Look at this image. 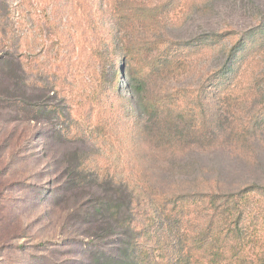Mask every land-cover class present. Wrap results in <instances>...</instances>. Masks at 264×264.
<instances>
[{
	"label": "rangeland",
	"instance_id": "rangeland-1",
	"mask_svg": "<svg viewBox=\"0 0 264 264\" xmlns=\"http://www.w3.org/2000/svg\"><path fill=\"white\" fill-rule=\"evenodd\" d=\"M228 263L264 264V0H0V264Z\"/></svg>",
	"mask_w": 264,
	"mask_h": 264
},
{
	"label": "trees",
	"instance_id": "trees-1",
	"mask_svg": "<svg viewBox=\"0 0 264 264\" xmlns=\"http://www.w3.org/2000/svg\"><path fill=\"white\" fill-rule=\"evenodd\" d=\"M225 73L226 72H224V70L223 69H219L218 70V73H217V75H216V73L214 74V78H213V80H209L210 81V83H209V85H207L206 87H205V92L208 90V88H209V86L211 85V83H213V84H215L216 85V89L218 88V85L220 86V83H219V81H220V78L222 79L223 77H224V75H225ZM222 81V80H221ZM190 108H188V110H189ZM192 115V114H191ZM190 122H189V124H188V126H189V128L193 125L192 124V119H190L189 120ZM194 126V125H193ZM194 133V130H189V134H193ZM201 138H202V136H201ZM201 138H194V140H193V143H196V144H198V145H204L205 143H203L202 142V140H201ZM126 200H124L123 199V201L122 202H119V203H117V204H111V202H107V203H105V210L106 211H111V216H115V213H116V210H115V208H117V209H121V211L123 212V213H126L127 215H126V218H125V220H124V226H123V228H124V230H127V229H129V227H130V224H131V222H132V217H131V212H130V204H131V202H130V200H129V196H127L126 195ZM227 201V200H226ZM211 202H212V206L211 207H213L215 210L216 209H218V207H220L221 205H216V201L214 200V199H212L211 200ZM234 206H235V204H234ZM225 209H227V208H224L223 210H225ZM227 211V210H226ZM220 251H221V249L219 248V247H215V248H213L212 250H211V256L213 257V258H219V256H221V254H220ZM233 255H236V252L233 254ZM229 264V263H228Z\"/></svg>",
	"mask_w": 264,
	"mask_h": 264
}]
</instances>
